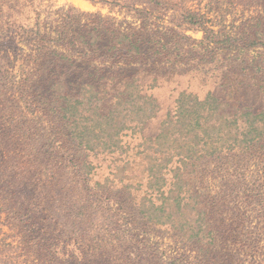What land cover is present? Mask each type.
<instances>
[{
	"label": "rangeland",
	"instance_id": "obj_1",
	"mask_svg": "<svg viewBox=\"0 0 264 264\" xmlns=\"http://www.w3.org/2000/svg\"><path fill=\"white\" fill-rule=\"evenodd\" d=\"M70 18L78 20L72 24L76 30L84 22L97 20L109 29L133 28L139 35L138 60L108 54L101 47L108 42L107 34L97 51L85 50L83 45L80 50L85 51L78 55L68 44L36 39L37 30L57 28ZM240 37L248 42H240ZM41 44L43 51L65 52L82 66L76 67L79 71L70 79L97 83L88 75L90 71L100 82L113 74L115 79L107 80L106 87L115 93L122 89L124 78L135 76L142 92L153 96L154 117L142 131H127L122 137L131 155L143 137L157 135L161 122L174 113L181 91L199 98L210 92L252 109L264 108V93L256 87L260 83L257 78L264 75V0H0V187L9 182L20 184L18 191L12 189L17 206H21L18 199L25 201L28 196L34 202L42 197L49 200L47 217L40 209L37 216L41 225L55 223L61 230L59 249L71 257L61 253L55 262L43 264H264V154L208 156L185 175L213 206L211 221L217 219L220 224L216 223L217 237L208 235L199 244L167 225L149 227L141 217L131 222L130 215L137 210H129V206L136 205L123 204L120 211L118 201L105 200L107 193L98 191L97 186L94 191L98 195L92 199V191L84 190L109 175L112 155L90 154L89 160L98 164L96 174L89 183L78 178L67 167V155H62L54 136L55 117L48 121L44 115L45 99L51 98L53 90L45 87L32 104L14 92L24 66L23 54ZM55 69L53 65L51 70ZM50 174L53 182H58L47 189ZM117 193L121 202L127 200L122 191ZM84 196L89 202L97 201V212L94 216L92 208L88 216L77 218L73 206ZM123 211L135 230L122 233ZM0 222V242L12 244L14 259L21 264L29 262L24 232L3 212ZM69 243L75 248L74 258ZM142 245L147 247L142 249Z\"/></svg>",
	"mask_w": 264,
	"mask_h": 264
},
{
	"label": "trees",
	"instance_id": "obj_2",
	"mask_svg": "<svg viewBox=\"0 0 264 264\" xmlns=\"http://www.w3.org/2000/svg\"><path fill=\"white\" fill-rule=\"evenodd\" d=\"M74 22L78 20L70 18V21H61L57 28L37 30L35 37L41 42L68 44L78 55L85 50L97 51L107 34L108 42L101 47L108 54L125 60H138L139 35L133 28L130 31L109 29L104 21L97 20L91 23L84 22V25L76 30L72 27ZM240 38V42H248V38ZM83 45L84 51L80 50ZM34 49L35 51L23 54L24 66L19 70V79L13 89L20 99L30 104L36 101V94L38 95L45 87H48V91L53 90L51 98L45 99L47 107L44 115L48 121H52L54 117L56 119L54 136L59 140L62 155H67L66 158L69 160L67 167L72 173L77 174L78 178L89 183L96 174L98 164H94L88 156L112 155L113 169L109 175L103 181L94 180L89 189L87 186L84 187L85 191H92L91 199L98 195L94 191L97 186L98 191L107 193L105 200L118 201L116 203L119 210L123 209V204L136 205V208L129 206V210H137V213H131V222L141 217L149 227L167 225L189 240L195 239L199 244L208 235L215 237L214 234L219 228L216 223L219 221L217 219L211 221L214 215H210L209 210H212L213 206L204 201L199 190L191 186L185 175L197 161L208 156L224 153L263 155L264 108L252 109L248 105L236 104L228 97L223 98L210 92L199 98L194 93L181 91L176 99L174 113L161 122L157 135L143 137L137 145L135 154L130 155L127 147L122 144V137L127 131L131 133L142 131L154 117L156 107L153 96L142 92L138 79L135 76L124 78L122 89L111 93L106 87V81L111 82L115 75H108L107 80L102 77L100 82L97 75L90 71L88 75L96 79L97 83L89 79L84 81L70 79L74 71H79L76 67L82 68L81 65L75 64L72 56L56 50L43 51L42 44ZM50 57H54L52 63L49 61ZM53 65L56 68L54 71L51 70ZM257 79L260 82L256 86L257 90L264 93V75ZM109 95L112 96L110 102ZM73 148L75 151L72 154ZM80 150L83 153L76 156L75 153ZM49 178H52L51 174ZM53 179L47 181L49 184L47 189L56 186L58 180L53 182ZM42 183L43 188L44 182ZM19 187L20 184L10 182L0 187V191L5 193H0V214L5 213L14 221V227L21 233L24 232L27 244L23 241L27 252L26 260L29 261L25 264L55 262L61 253L70 259L71 255L66 251L62 252V247L59 249L57 243L61 240V230L59 228L57 230L55 223L41 225L40 217L37 216L40 209L47 217L49 200L42 197L41 204V201L34 202L28 196L25 201L18 199L21 206H17L12 195L14 196ZM119 191L126 194V201L121 202L123 198L118 195ZM48 193L50 192L47 190ZM76 203L73 209L77 218H85L92 208L91 213L96 215L97 201L89 202L84 196ZM93 203L95 205H92ZM23 204L26 206L23 207ZM188 209L193 212L195 219L190 217ZM124 215L123 211L122 219L125 226L122 233L135 230L127 221L128 216ZM196 222L197 225H193ZM68 245L73 251L74 258L75 248L70 243ZM146 247L141 246L142 249ZM15 252L16 249L11 243L1 241L0 264H21L17 258L14 259Z\"/></svg>",
	"mask_w": 264,
	"mask_h": 264
}]
</instances>
